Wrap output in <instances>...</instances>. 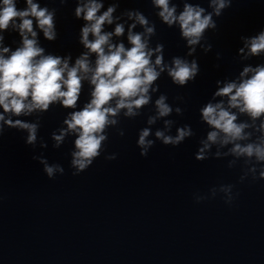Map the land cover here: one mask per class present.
Segmentation results:
<instances>
[{
  "label": "water",
  "instance_id": "95a60500",
  "mask_svg": "<svg viewBox=\"0 0 264 264\" xmlns=\"http://www.w3.org/2000/svg\"><path fill=\"white\" fill-rule=\"evenodd\" d=\"M193 2L207 7V0ZM42 3L58 9L59 30L55 41L41 37L43 44L49 51L78 55L83 21L74 16L76 0ZM120 5V10L139 8L155 21L152 43L165 44L166 58L186 53L179 30L160 21L151 0H120ZM217 20L218 31L207 33L213 49L207 54L198 49L196 81L179 87L167 74L158 80L169 102L185 109L171 118L178 126L191 124L196 132L178 147L156 140L148 156H141L136 141L151 105L139 117L121 119L124 136L110 129L106 152L79 175L70 167L74 138L60 148L52 146L51 132L66 115L62 107L53 106L42 118L39 135L48 141L46 149L27 145L26 133L15 128L0 136V264H264V179L249 176L241 182L242 162L229 168L231 156L195 158L208 130L199 107L210 99L217 79L238 74L239 38L264 27V0H233ZM13 39H19L16 33L7 34L8 43ZM217 51L222 53L219 61ZM152 127L154 132L163 121ZM41 151L50 163L62 164L65 173L49 179L33 159ZM112 152L117 158L105 159ZM220 184H232L239 193L231 206L223 193L210 196V189ZM197 193L209 198L197 203Z\"/></svg>",
  "mask_w": 264,
  "mask_h": 264
},
{
  "label": "clouds",
  "instance_id": "9594fccd",
  "mask_svg": "<svg viewBox=\"0 0 264 264\" xmlns=\"http://www.w3.org/2000/svg\"><path fill=\"white\" fill-rule=\"evenodd\" d=\"M66 3L60 0L61 5ZM232 4L233 0H207L205 7L193 0H151L155 15L178 29L185 41L186 53L168 59L164 43L153 46L155 21L139 8L120 10V0H76L74 16L83 21L78 34L82 50L76 56L49 51L42 42L41 37L52 42L59 36L56 7L42 0H0V136L15 128L26 133L27 145L46 149L48 141L39 135L42 118L53 106L62 107L66 115L51 132L52 146L60 148L74 138L70 167L73 175H79L106 152L110 129L124 136L121 119L139 117L151 105L147 126L139 130L136 141L141 156H148L156 140L178 147L196 132L191 124L178 126L171 118L173 113L182 116L185 109L169 102L158 80L167 74L179 87L196 81L201 72L198 49L205 54L213 49L207 33L218 31L217 18ZM10 33L19 39L8 43ZM239 39L241 69L217 79L210 99L199 107L208 130L199 140L195 158L231 156L228 167L242 162L244 182L249 176L264 179V27ZM254 57L260 62H248ZM221 58L217 51V61ZM174 99L184 101L183 96ZM161 120L163 127L153 132L152 126ZM117 155L107 153L105 159L115 160ZM33 159L43 165L49 179L65 173L62 164L50 163L42 151ZM234 187L213 186L210 196L223 193L231 206L239 195ZM208 198L209 194H194L197 203Z\"/></svg>",
  "mask_w": 264,
  "mask_h": 264
}]
</instances>
